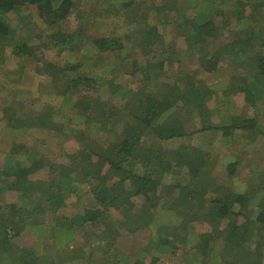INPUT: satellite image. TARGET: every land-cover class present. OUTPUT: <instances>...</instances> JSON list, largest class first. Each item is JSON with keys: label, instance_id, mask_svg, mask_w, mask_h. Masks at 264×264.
Masks as SVG:
<instances>
[{"label": "trees", "instance_id": "16d2710c", "mask_svg": "<svg viewBox=\"0 0 264 264\" xmlns=\"http://www.w3.org/2000/svg\"><path fill=\"white\" fill-rule=\"evenodd\" d=\"M146 2H115L125 20L114 27L112 7L0 0V55L21 72L35 62L31 78L47 89L32 96L19 74L1 83L9 97L0 102V264H264V198L255 193L250 205L242 185L225 184L249 146L264 160V0H236L228 11L225 0H170L161 16ZM30 9L37 33L20 17ZM42 48L77 59L46 61ZM130 48L142 63L128 60ZM185 64L196 68L188 75ZM226 69V80L205 81ZM121 77L146 93L138 108L128 111ZM107 88V98L125 100L118 111L98 99ZM79 113L88 129L71 121ZM37 140L69 161L54 162L47 178L30 177L43 167L37 160L25 164ZM225 145L236 152L212 175L211 147ZM7 189L17 195L4 199Z\"/></svg>", "mask_w": 264, "mask_h": 264}, {"label": "rangeland", "instance_id": "374dc122", "mask_svg": "<svg viewBox=\"0 0 264 264\" xmlns=\"http://www.w3.org/2000/svg\"><path fill=\"white\" fill-rule=\"evenodd\" d=\"M130 1H134V2L138 3V1H140V0H81V2H82L81 6L83 5L82 9H85V10L94 9L95 13H97V11H99V9H102V8L109 9L110 7H112L114 10L117 11V10H119V8L114 5L115 2L118 4H122V3H127ZM167 2L169 3L170 0H147L146 4H151V5H153V7L158 6L156 8V10L158 11L159 7L161 5L165 6V3H167ZM153 7H151V8H153ZM235 8H236V0H225L224 4L222 6V9L223 10L225 9V11L234 10ZM35 11L36 10H33V9H30L27 11L25 10L24 12H22L23 14L20 15V17H24L26 21H30L29 19H31V22H33L32 27L34 28L35 33H37L38 32L37 31L38 30L37 25L41 26V22H39V20L37 19V13ZM162 12L163 11H158V15L160 14V16H161ZM119 13L120 14L118 15L117 19L115 18L116 20H114V22H113L114 27H118L120 25V23L122 24V20H125L124 12L119 10ZM20 17L19 16H16L15 18L13 17V19H14L13 23L15 24V22ZM99 22H100L101 27L104 28V25H105L104 30L111 28L112 24H111L110 20L99 19ZM109 31L111 32V30H109ZM124 31H125V29H124ZM168 34H170L168 37L169 39H173L175 37L174 33L168 32ZM175 43L178 45V47L183 48V46H184L183 41H182V37H179ZM130 49H132V48H130ZM39 50H42V51L45 50V51H43V54L45 56L46 61H50V60L52 61L55 58V60L58 62L63 61V60L67 61V62H72V61L77 59L76 57H74L73 59H70L69 55H66V54H61L60 56H57L56 50H49L48 48H45V49L42 48ZM132 51L134 52V55L132 56L130 53L127 56V58H129L128 60L133 61L134 59H137L140 63H142L144 60H142L143 58L140 56V52H139L138 48H136L134 50L132 49ZM6 56H8L6 53H4L3 55H0V60L1 61L4 60V62L2 64H0V88H1L2 82L3 83L5 82V84H6V79L12 83L13 77H16L17 74H19V75H21V78H20L21 83L18 86L23 87V90H29V92L32 94V96H37L39 93L42 94L45 91H47L45 86H39L41 84V81H40V77L38 75L34 74V78L33 79L31 78V75H32L31 73L34 72L35 62H28L24 66V68L21 72V68L18 69L19 66H17L18 60L16 59L17 62H16V60H9L8 62L6 60V62H5ZM86 66H85V68H86L85 71L88 69V67H86ZM195 68L196 67H194V66L191 67L190 64H185L184 68H183V72L189 75V74H191V71H192L191 69H195ZM226 70L227 71H223L222 73H219L218 76H213L210 79H205V81L208 82L210 80H217V79H219V77L221 80H226L227 75L230 72L229 69H226ZM6 75H7L6 79L3 78ZM200 75L202 76V74H200ZM42 79L44 80V78H42ZM161 80L164 81L165 79L161 77ZM38 81H40V82L38 83ZM45 81H48V78ZM118 81L125 91V100L130 99V105L128 107V111L131 108H138L140 106V104H142V98H143L142 94L144 95L146 93L144 92L141 94L140 90L138 89L137 82L136 83H134V82L129 83V81L123 79V77H121ZM118 81H117V84H118ZM60 85H61L60 83L56 84V86H60ZM139 88H140V86H139ZM116 91H114V92H116ZM106 92L109 93L108 88L106 90H101V92L98 94L99 95L98 99L100 98L101 101H107L109 103L107 106L108 109L110 108V106L115 107V108L117 107L116 110L118 111L119 108L123 106V103L125 102V100L123 102H121V99L119 97H110V99H109L106 96ZM5 96L9 97L7 93L0 94V102L5 98ZM15 98L18 100V95L15 94ZM109 100H110V102H109ZM108 109L106 111H108ZM78 112H81V110ZM125 112H126V109L122 113H125ZM80 115H81L80 113L75 114L74 119H72L71 121L78 128L88 129L84 125H81V123L83 122L84 119ZM2 127H3V125H0V128H2ZM91 135L97 141L103 143L104 139L101 136H99V134H97V132H94ZM234 137L236 139V135H234ZM235 145H236V143H235ZM70 146H72V144ZM72 147H73V152L70 154L75 153L74 151L77 149V147H79V145H76L74 143ZM226 147H227L226 145L224 147L223 146L211 147V156H212L211 157L212 158L211 164H212V166L210 168H211V171L213 170L212 175H216L219 172V170L222 168L221 167V160H220L222 156L227 155L230 152H233V149L236 152L235 147L231 150H229ZM253 147H254V145L249 146V148L247 149V152L241 156L242 158L239 160V167L237 169V173H238L237 179L234 178V180H233V179L228 178L225 181V184L233 186L235 189H236V187H235L236 184L242 185L241 189L244 191V193L245 192L248 193L246 195H248L250 197V200H249L251 202L250 205H252L254 203H258V201L260 199V198H253L252 197L255 193L260 194L261 199L264 198V181L261 180L262 177L260 176V173H259V170L261 171L264 169V160H263V158L260 157L261 156L260 150L257 148H253ZM29 149H31V152L29 153L28 156H26L27 160L25 161V164H27V161H29V159H30V160H37V162H40L43 166V167H40L35 173H33L30 176L31 178H37V179L38 178L39 179L40 178H47L48 173L50 174L53 172V167H54L53 165L55 164L54 162L60 163L63 166H65V164L66 163L68 164V162H69L65 156L57 157V156L53 155L52 151L45 144H43L42 141H40V140L35 141L34 144H32ZM240 149H244V148L241 147ZM70 154H68V156ZM79 164H81L82 168L89 165L87 160H83ZM258 168H259V170H258ZM211 171H208V173H211ZM13 179L14 178L9 177L8 180L3 181L1 184L6 189L7 185L10 186L12 184ZM77 187L84 191L86 185L77 184ZM8 190L9 189H7L4 193V195L2 196L4 199H6L8 195H9L10 199L14 198L17 195V191H12V192L8 193L7 192ZM229 190H231V189H229ZM261 191H263V192H261ZM254 199H256V200H254ZM133 200H135L136 202H139V203L143 202L142 198H139V197L133 198ZM69 201H70V199H68L66 202H69ZM81 203L84 204L85 199H82ZM43 210H45V209H43ZM51 213H52V215H51ZM53 213H54L53 210H46V217L45 218H53V220H54L55 217H53ZM226 224H227V221L226 220L223 221L220 224L219 229L222 230L223 228H225ZM196 226L198 227L197 231H199L200 233H201V231L204 232L206 229V227H204L203 225L200 226V224H196ZM122 233H124V236H126L128 234L127 231L126 232L122 231ZM141 234L143 236H138V238L135 239L136 241L140 242L141 238L145 237V234H143V233H141ZM23 241L26 242L27 244H28V242L32 243V241H34V237H31V238L28 237V238L24 239Z\"/></svg>", "mask_w": 264, "mask_h": 264}, {"label": "crops", "instance_id": "0c3cea01", "mask_svg": "<svg viewBox=\"0 0 264 264\" xmlns=\"http://www.w3.org/2000/svg\"><path fill=\"white\" fill-rule=\"evenodd\" d=\"M261 180H263V181H264V177H263ZM261 192H263V191H261Z\"/></svg>", "mask_w": 264, "mask_h": 264}]
</instances>
